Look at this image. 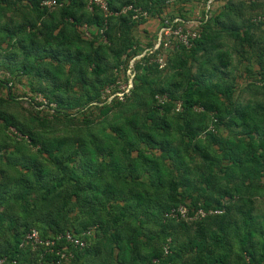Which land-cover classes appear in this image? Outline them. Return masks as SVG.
I'll return each instance as SVG.
<instances>
[{"label": "trees", "instance_id": "obj_1", "mask_svg": "<svg viewBox=\"0 0 264 264\" xmlns=\"http://www.w3.org/2000/svg\"><path fill=\"white\" fill-rule=\"evenodd\" d=\"M42 1L0 0V264H264V0H224L110 102L147 23L121 10L187 0ZM19 78L46 113L9 110Z\"/></svg>", "mask_w": 264, "mask_h": 264}, {"label": "built area", "instance_id": "obj_2", "mask_svg": "<svg viewBox=\"0 0 264 264\" xmlns=\"http://www.w3.org/2000/svg\"><path fill=\"white\" fill-rule=\"evenodd\" d=\"M187 2L190 3L189 6H185ZM186 3L179 6L178 9L181 8V13L173 9L174 13L169 12L168 14H163L161 15V19L150 18L151 16H149L148 12L133 5L124 7L121 10L120 13L130 12L132 20L137 24L142 20H145L147 23L151 22L153 30L144 34V39H135L138 41V44L127 51L128 55L126 54L122 57L126 61L125 66L119 68L115 83L104 89L105 95H108V102L115 97L116 99L121 98L123 100V98L129 94L135 82L136 66L138 64L142 66L147 64L156 65L159 69H162L166 65L168 56L173 52L177 51L179 48L190 49L195 41L200 38L202 25L213 17L212 11L222 6L224 0H187ZM41 5L42 7L52 10L56 7L57 0H43ZM94 7L98 8L105 15L109 14L106 0H88V9L92 10ZM258 20L264 21V19L261 18H258ZM141 27L142 25L135 26L133 28V35L138 29H141ZM262 27L264 28V25ZM82 28L85 36L89 37V33L87 32L88 28L86 26ZM179 109L180 105L177 106V110ZM187 213L188 210L186 207H180L177 210L172 209L166 217H172L177 220L180 218L194 220L195 218L205 215L202 210H199L195 214V217L189 218ZM86 234L92 235L91 231ZM61 237L69 243H73L75 246H83L80 239L71 233H66ZM27 239L35 243H42V239L35 230L30 232ZM57 239H60V237ZM168 252L167 247H165L164 253L168 254ZM154 264L158 263L154 261Z\"/></svg>", "mask_w": 264, "mask_h": 264}, {"label": "rangeland", "instance_id": "obj_3", "mask_svg": "<svg viewBox=\"0 0 264 264\" xmlns=\"http://www.w3.org/2000/svg\"><path fill=\"white\" fill-rule=\"evenodd\" d=\"M246 1H252V0H246ZM189 2H187L185 4V6H189ZM181 5V4H180ZM93 29V28H92ZM153 30V26L150 23H146L145 25L142 26L141 29H139L133 36H134V39H138V40H142L144 39L146 32L148 33V31H151ZM94 31V29H93ZM104 42L105 40L102 39ZM101 40V41H102ZM145 41V40H144ZM244 69L243 66H240L239 67V72L242 71ZM3 76L0 75V78H2ZM5 78L7 77L6 75L4 76ZM15 87L14 89L12 90V95L15 97L16 101L18 102L17 105H11L10 106V111L11 112H17V113H21L25 116H28L30 114H34L36 111L38 110H44L43 113H46L45 112V108L44 107H35L34 104L31 102V97H33V94L30 93V91L28 90V86H27V82H25V80L23 79H16L15 81ZM239 83L241 85H243V81H239ZM2 94H5L6 92L3 91L1 92ZM119 101H122L121 98L118 99ZM34 101H37L36 103L38 102H44V99L41 98V96L37 97L35 96V100ZM97 112H95L96 114ZM81 118V116H79ZM91 233L93 234V231H91Z\"/></svg>", "mask_w": 264, "mask_h": 264}, {"label": "crops", "instance_id": "obj_4", "mask_svg": "<svg viewBox=\"0 0 264 264\" xmlns=\"http://www.w3.org/2000/svg\"><path fill=\"white\" fill-rule=\"evenodd\" d=\"M148 23H149V22H148ZM151 24H152V23H151ZM144 25H145V24H144ZM142 26H143V25H142ZM92 28H93V27H92ZM141 28H142V27H141ZM93 29H94V31H95V28H93ZM93 29H92V31H93ZM138 30H139V29H138ZM82 31H83V30H82ZM94 31H93V32H94Z\"/></svg>", "mask_w": 264, "mask_h": 264}, {"label": "clouds", "instance_id": "obj_5", "mask_svg": "<svg viewBox=\"0 0 264 264\" xmlns=\"http://www.w3.org/2000/svg\"><path fill=\"white\" fill-rule=\"evenodd\" d=\"M225 2V1H224ZM179 105V104H178Z\"/></svg>", "mask_w": 264, "mask_h": 264}]
</instances>
